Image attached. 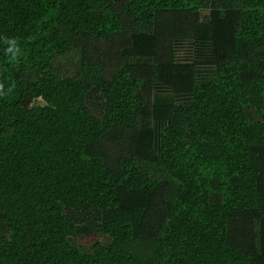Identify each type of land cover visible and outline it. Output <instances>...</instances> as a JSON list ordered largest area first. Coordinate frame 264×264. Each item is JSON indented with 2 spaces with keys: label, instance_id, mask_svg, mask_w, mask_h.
<instances>
[{
  "label": "trees",
  "instance_id": "trees-1",
  "mask_svg": "<svg viewBox=\"0 0 264 264\" xmlns=\"http://www.w3.org/2000/svg\"><path fill=\"white\" fill-rule=\"evenodd\" d=\"M0 264H264V0H0Z\"/></svg>",
  "mask_w": 264,
  "mask_h": 264
},
{
  "label": "rangeland",
  "instance_id": "rangeland-1",
  "mask_svg": "<svg viewBox=\"0 0 264 264\" xmlns=\"http://www.w3.org/2000/svg\"><path fill=\"white\" fill-rule=\"evenodd\" d=\"M204 15V13H203ZM209 55H210V48L209 44L206 42H195L193 40H186L178 44L177 46V54L176 59L181 62H193L198 61L201 63H207L209 61ZM201 70L200 72L206 73L207 68L206 67H199ZM149 90L143 91L147 101H153L157 96H159L163 89L158 87L157 85L150 84L148 87ZM168 93V92H167ZM172 97L171 93H168ZM182 97H176V100H181Z\"/></svg>",
  "mask_w": 264,
  "mask_h": 264
}]
</instances>
